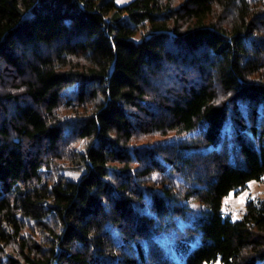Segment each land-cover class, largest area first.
<instances>
[{"label": "trees", "instance_id": "1", "mask_svg": "<svg viewBox=\"0 0 264 264\" xmlns=\"http://www.w3.org/2000/svg\"><path fill=\"white\" fill-rule=\"evenodd\" d=\"M263 177L264 0H0V264H264Z\"/></svg>", "mask_w": 264, "mask_h": 264}, {"label": "rangeland", "instance_id": "2", "mask_svg": "<svg viewBox=\"0 0 264 264\" xmlns=\"http://www.w3.org/2000/svg\"><path fill=\"white\" fill-rule=\"evenodd\" d=\"M130 0H115V4L117 6H122L129 2ZM62 117H69L73 113L69 110H65L61 108L60 112ZM170 136V135H168ZM166 137H162L157 134L148 135V136H140L136 139V144L141 145L142 143H157L159 141L165 140ZM79 144V145H78ZM77 144V148L82 147L81 143ZM75 170H70L62 173L63 176H69L70 174H75ZM259 200L264 199V177L259 180H251L247 182V184L242 187L238 188L237 190L230 191L228 195L224 196L221 200V208L225 214H230L233 219H238L241 213L244 211L245 204L247 200ZM191 207L194 210V213L200 214L203 212L202 206L198 205L197 203H192ZM28 234V233H27Z\"/></svg>", "mask_w": 264, "mask_h": 264}]
</instances>
